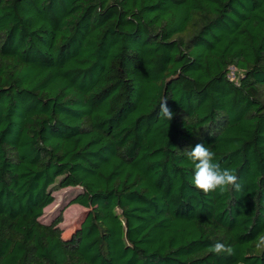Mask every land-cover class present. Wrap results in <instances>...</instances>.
I'll use <instances>...</instances> for the list:
<instances>
[{
	"label": "trees",
	"instance_id": "1",
	"mask_svg": "<svg viewBox=\"0 0 264 264\" xmlns=\"http://www.w3.org/2000/svg\"><path fill=\"white\" fill-rule=\"evenodd\" d=\"M197 143L240 192L193 186ZM261 233L264 0H0V264H264Z\"/></svg>",
	"mask_w": 264,
	"mask_h": 264
},
{
	"label": "clouds",
	"instance_id": "2",
	"mask_svg": "<svg viewBox=\"0 0 264 264\" xmlns=\"http://www.w3.org/2000/svg\"><path fill=\"white\" fill-rule=\"evenodd\" d=\"M176 113L169 105L167 98H163L160 102L158 116L161 120L172 121ZM186 155L195 165L194 175L192 178L193 186L201 191L205 196L210 193L219 192L223 194L228 191L235 190L240 192L242 189L238 176L229 169H222L215 162L216 154L203 143H197ZM255 248L258 252L264 251V233L259 234L255 238ZM209 251L216 256H232L234 249L224 243H215Z\"/></svg>",
	"mask_w": 264,
	"mask_h": 264
},
{
	"label": "rangeland",
	"instance_id": "3",
	"mask_svg": "<svg viewBox=\"0 0 264 264\" xmlns=\"http://www.w3.org/2000/svg\"><path fill=\"white\" fill-rule=\"evenodd\" d=\"M72 194L73 191L71 189L54 191L55 201L45 210V216L42 219L44 223H48L62 211L64 221L61 224V228L63 229L64 237H70L80 229L88 213V209L79 205L68 206Z\"/></svg>",
	"mask_w": 264,
	"mask_h": 264
}]
</instances>
